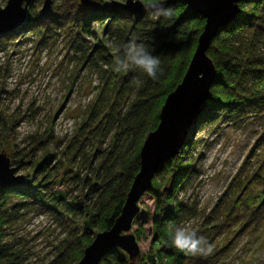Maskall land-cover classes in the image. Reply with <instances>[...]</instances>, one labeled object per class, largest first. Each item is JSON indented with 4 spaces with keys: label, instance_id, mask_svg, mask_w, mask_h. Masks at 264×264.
<instances>
[{
    "label": "trees",
    "instance_id": "trees-1",
    "mask_svg": "<svg viewBox=\"0 0 264 264\" xmlns=\"http://www.w3.org/2000/svg\"><path fill=\"white\" fill-rule=\"evenodd\" d=\"M149 2L143 0V7ZM152 2L172 7L173 17L153 19L146 14L145 7L139 14H133L124 11L120 5L98 9L83 7L77 0H61L56 8L42 15L35 13L31 4L24 24L0 37L2 53L11 47L17 35L25 32L47 36L56 29L71 26L89 34V24L106 22L105 33L111 44L109 50L114 53L108 56L107 49L97 47L96 56L107 69L95 106L97 112L84 124V132L76 135L73 143L61 153L68 164L76 156H85L87 146L93 151L92 156L98 155V163L91 176L80 181V193L85 190L82 201L73 199L68 203L67 192L61 183L63 191L55 193L40 185V181L47 182L52 168L47 167L49 153L44 149L45 145L36 143L43 147V159L29 169L40 173L39 181L23 182V188L31 183L37 188L34 195L20 187L23 183L0 188V264H21L19 255L1 243L3 227L22 215L40 214L37 204L59 215L67 231L60 247L46 264H76L93 237L108 231L119 216L126 193L139 169V149L147 134L156 128L165 97L180 83L204 25V20L189 10L183 0ZM132 39L144 44L152 55L160 58L163 73L158 79L152 80L139 70H113L117 54L115 45H123ZM262 39L264 0H241L236 17L217 31L206 50L205 54L215 69V77L208 91L206 106L189 137L194 128L205 123L219 124L233 118L264 116V55L258 53ZM134 78L140 82L138 85L133 82ZM103 109L107 110L99 115ZM110 136L112 146L104 152L102 144ZM189 137L177 154L153 176L150 187L142 194L153 201V211L150 216L151 241L140 264H214L226 249L216 253L212 251L206 256H192L178 251L171 243L169 232L197 215L193 203L175 198L176 192L182 190L193 174L194 160L184 155L192 147ZM52 138L48 134L45 141L51 142ZM255 143L264 145V126ZM34 150L24 157L29 165ZM58 164H61L60 160ZM21 165L22 162H13L17 168ZM245 166V162L241 164L236 177L201 218L195 230L211 245L224 234L229 240H235L264 219V163L259 161L253 169L245 170ZM34 196L35 202H30ZM45 198L49 207L44 203ZM77 221L79 225L75 227ZM135 226L133 236L137 242L144 236L141 225L136 222ZM98 264H127V261L121 251L111 248L102 255Z\"/></svg>",
    "mask_w": 264,
    "mask_h": 264
},
{
    "label": "rangeland",
    "instance_id": "rangeland-1",
    "mask_svg": "<svg viewBox=\"0 0 264 264\" xmlns=\"http://www.w3.org/2000/svg\"><path fill=\"white\" fill-rule=\"evenodd\" d=\"M49 1L47 11L61 2ZM90 1L92 7L100 9L110 5L122 6L126 0ZM135 1L143 5V0ZM43 2L33 1L35 13H40ZM5 3L6 0H0V8H4ZM105 27L106 22H92L88 26L89 34H83L71 26L56 29L47 36L25 32L17 35L11 47L0 53V154L16 170L14 176L22 177L24 183L31 179L39 181L40 173H35L29 167L43 159V147L36 143L44 144V149L49 153L47 167L52 169L47 182L44 184L45 180L40 181V185L55 193L63 191L62 184L68 203L73 199L82 201L85 190L80 193V181L90 177L98 163V155L92 156L93 151L89 146L84 150L85 156H76L71 164L62 158L61 153L73 143L76 135L84 132V124L97 112L95 106L107 69L98 60L95 51L103 46L108 50V56L114 55L109 50L111 44ZM258 53L264 55V39ZM106 110L100 111L99 115ZM263 126L264 116L255 115L233 118L226 123H205L194 128L189 137L192 147L184 153L188 159L194 160L193 174L182 190L176 192L175 198L193 203L197 215L179 226H188L195 231L201 218L211 210L236 177L242 163H246L245 170L253 169L261 160L264 163V145L255 143ZM48 134L53 141H45ZM111 137L102 144L104 152L112 146ZM33 149L29 165L24 157ZM13 162H22L23 165L17 168ZM24 183L20 185L21 188ZM32 185L23 190L34 195L37 188ZM32 198L30 202H35V196ZM48 202L45 198V205ZM37 205L40 214L31 212L22 215L3 227L1 243L19 255L21 264H46L66 237L67 231L61 217ZM137 207L138 213L131 224L130 234L133 235L137 222L141 225L144 238L136 242L138 255L135 258L129 260L123 255L127 263L140 264L151 241L153 201L148 196H142ZM75 225L78 227L79 221ZM212 247L214 253L226 247L214 264H264V219L235 240H229L225 234L219 236Z\"/></svg>",
    "mask_w": 264,
    "mask_h": 264
},
{
    "label": "water",
    "instance_id": "water-1",
    "mask_svg": "<svg viewBox=\"0 0 264 264\" xmlns=\"http://www.w3.org/2000/svg\"><path fill=\"white\" fill-rule=\"evenodd\" d=\"M33 1L6 0L4 8H0V36L17 30L24 24ZM183 1L189 10L204 20L193 54L180 83L165 97L156 128L147 134L139 149V169L126 193L119 216L108 231L97 233L93 237L76 264H98L102 255L111 248L118 249L129 260L138 255L137 243L130 234L131 224L138 213V201L163 164L184 146L206 106L215 69L205 53L217 31L236 17L241 0ZM79 3L83 7L92 5L90 0H80ZM49 7L50 1L44 0L40 14L46 13ZM122 9L128 13L139 14L144 7L138 1L134 3L126 0ZM15 172L9 166L8 159L0 154V188H11L23 183L22 177L14 176Z\"/></svg>",
    "mask_w": 264,
    "mask_h": 264
},
{
    "label": "clouds",
    "instance_id": "clouds-1",
    "mask_svg": "<svg viewBox=\"0 0 264 264\" xmlns=\"http://www.w3.org/2000/svg\"><path fill=\"white\" fill-rule=\"evenodd\" d=\"M135 3V0H133ZM146 14L153 19L161 17L171 19L174 14L172 7H164L162 4L152 2L144 5ZM116 58L113 62V70L116 72L139 70L152 80L158 79L159 74L163 73L161 60L158 56L152 55L144 44L132 39L123 45H115ZM134 83H140L134 78ZM171 243L180 252L186 255H209L213 247L203 236L191 230L188 226H178L171 232Z\"/></svg>",
    "mask_w": 264,
    "mask_h": 264
}]
</instances>
